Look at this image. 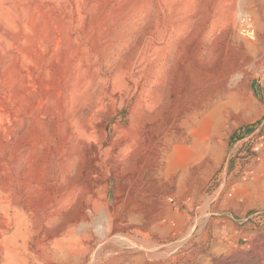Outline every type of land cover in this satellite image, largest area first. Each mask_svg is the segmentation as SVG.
<instances>
[{"label":"rangeland","instance_id":"1","mask_svg":"<svg viewBox=\"0 0 264 264\" xmlns=\"http://www.w3.org/2000/svg\"><path fill=\"white\" fill-rule=\"evenodd\" d=\"M263 49L264 0H0V264L264 246Z\"/></svg>","mask_w":264,"mask_h":264},{"label":"bare ground","instance_id":"2","mask_svg":"<svg viewBox=\"0 0 264 264\" xmlns=\"http://www.w3.org/2000/svg\"><path fill=\"white\" fill-rule=\"evenodd\" d=\"M256 15V14H255ZM256 18H257V16H255ZM236 21H238L239 23H238V25H237V31H241L242 32V35L243 36H245V37H248V38H250V39H252V40H255L256 39V37H257V32H256V27H255V25L252 23V21L249 19V17H247L246 15H243V14H239V13H237L236 14ZM254 22H256V21H254ZM234 24V23H233ZM261 26V25H260ZM259 27V26H258ZM234 29V28H233ZM259 29H260V27H259ZM262 29V28H261ZM260 29V30H261ZM235 30V29H234ZM251 45V44H250ZM254 46V45H253ZM253 48V47H252ZM254 49V48H253ZM256 49V48H255ZM257 50V49H256ZM256 50H255V52H256ZM260 55V54H259ZM263 57H264V49H263ZM258 56V55H257ZM256 58V57H255ZM261 58H262V56H261ZM262 60V59H261ZM202 146V145H201ZM206 149H208L209 150V148H206ZM112 221H111V219L109 218V217H103V218H101L100 220H97V223H96V226H95V229L97 230V232L101 235V238H104L105 239V237L108 235V234H110V232L112 231ZM95 230V231H96ZM69 236V235H68ZM87 237H89V236H87ZM72 238V237H71ZM69 240H71V239H69ZM75 240V239H74ZM93 240V239H92ZM68 242H70V241H68ZM80 242V241H79ZM78 242V243H79ZM74 243V242H73ZM83 243V242H82ZM94 244V243H93ZM96 244V243H95ZM68 245H70V243L68 244ZM255 245V244H254ZM84 246V245H83ZM83 246H81L80 245V249H81V247H83ZM66 247V246H65ZM74 247V246H73ZM86 248V247H85ZM93 248V247H92ZM95 248V247H94ZM93 248V249H94ZM78 250V249H77ZM84 251V250H83ZM88 251V250H87ZM78 252V251H77ZM86 252V251H85ZM81 253V252H80ZM84 253V252H83ZM82 253V254H83ZM85 254V253H84ZM81 255V254H80ZM86 255V254H85ZM237 255L238 256H236L235 257V261H231V262H229L230 264H234V262H240L241 263V261L242 260H240V259H245V258H247V263H249V261L251 260L252 261V258H254V257H257V259L258 260H260V259H262L263 258V256H264V246L261 244V245H255V246H253V248H252V252H251V254H250V256L249 255H247L246 254V252H244V251H238V253H237ZM260 257H259V256ZM63 256V255H62ZM66 256V255H65ZM76 257V256H75ZM81 259V258H80ZM105 260V259H104ZM66 261V260H65ZM229 261V260H228ZM74 262V261H73ZM245 262V261H244ZM226 264V263H228L227 262V260L226 259H223L222 261L221 260H217V261H215V263L214 264Z\"/></svg>","mask_w":264,"mask_h":264}]
</instances>
